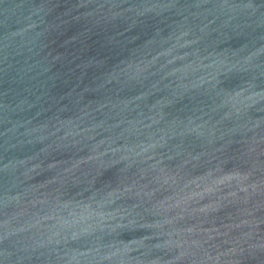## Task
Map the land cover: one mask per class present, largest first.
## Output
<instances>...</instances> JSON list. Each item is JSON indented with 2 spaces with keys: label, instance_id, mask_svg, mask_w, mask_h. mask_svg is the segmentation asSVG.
Returning a JSON list of instances; mask_svg holds the SVG:
<instances>
[{
  "label": "water",
  "instance_id": "obj_1",
  "mask_svg": "<svg viewBox=\"0 0 264 264\" xmlns=\"http://www.w3.org/2000/svg\"><path fill=\"white\" fill-rule=\"evenodd\" d=\"M0 264H264V0H0Z\"/></svg>",
  "mask_w": 264,
  "mask_h": 264
}]
</instances>
